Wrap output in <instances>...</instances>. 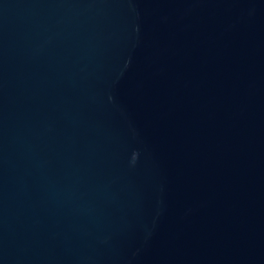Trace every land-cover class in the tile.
<instances>
[{
  "label": "water",
  "instance_id": "1",
  "mask_svg": "<svg viewBox=\"0 0 264 264\" xmlns=\"http://www.w3.org/2000/svg\"><path fill=\"white\" fill-rule=\"evenodd\" d=\"M0 264H264V0H0Z\"/></svg>",
  "mask_w": 264,
  "mask_h": 264
}]
</instances>
